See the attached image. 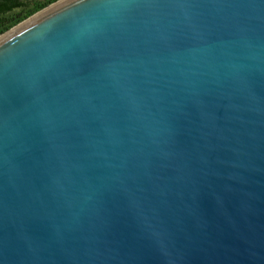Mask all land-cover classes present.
Here are the masks:
<instances>
[{
    "label": "water",
    "instance_id": "water-1",
    "mask_svg": "<svg viewBox=\"0 0 264 264\" xmlns=\"http://www.w3.org/2000/svg\"><path fill=\"white\" fill-rule=\"evenodd\" d=\"M0 264H264V0H62L0 37Z\"/></svg>",
    "mask_w": 264,
    "mask_h": 264
},
{
    "label": "rangeland",
    "instance_id": "rangeland-1",
    "mask_svg": "<svg viewBox=\"0 0 264 264\" xmlns=\"http://www.w3.org/2000/svg\"><path fill=\"white\" fill-rule=\"evenodd\" d=\"M26 1L29 2L28 6L14 9L12 12H9L6 15H4L7 19V23L5 24V26H0V37L4 36L10 30L24 23L34 15L40 13L41 11L47 9L48 7L62 0H26ZM33 9L36 10L34 11ZM31 10H33L34 12H32Z\"/></svg>",
    "mask_w": 264,
    "mask_h": 264
},
{
    "label": "trees",
    "instance_id": "trees-1",
    "mask_svg": "<svg viewBox=\"0 0 264 264\" xmlns=\"http://www.w3.org/2000/svg\"><path fill=\"white\" fill-rule=\"evenodd\" d=\"M22 1H24V3L23 4H21V5H17V6H14L12 9H10L7 13H9V12H12L14 9H17V8H23V7H26V6H28V4H29V2L28 1H26V0H22ZM40 8V7H39ZM37 9V8H36ZM35 9V10H36ZM34 10V9H33ZM33 10H31L32 12H34ZM6 12H0V26H5V24L7 23V19H6V17L4 16V15H6L7 14Z\"/></svg>",
    "mask_w": 264,
    "mask_h": 264
}]
</instances>
